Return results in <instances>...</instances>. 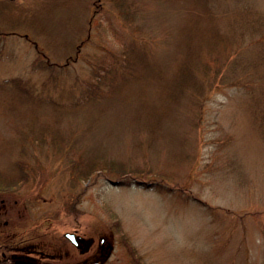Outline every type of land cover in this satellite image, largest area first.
Returning a JSON list of instances; mask_svg holds the SVG:
<instances>
[{"label":"rangeland","instance_id":"374dc122","mask_svg":"<svg viewBox=\"0 0 264 264\" xmlns=\"http://www.w3.org/2000/svg\"><path fill=\"white\" fill-rule=\"evenodd\" d=\"M263 20L264 0H0V177L30 168L0 193L15 241L71 230L75 204L108 264H136L126 243L141 264H264V37L233 36ZM209 46L219 74L183 93Z\"/></svg>","mask_w":264,"mask_h":264},{"label":"flooded vegetation","instance_id":"af4514ba","mask_svg":"<svg viewBox=\"0 0 264 264\" xmlns=\"http://www.w3.org/2000/svg\"><path fill=\"white\" fill-rule=\"evenodd\" d=\"M17 170L19 175L20 168ZM18 175L17 177H19ZM17 177V182H12L15 179L5 174L0 183V193L5 194L8 191L18 189L24 181H20ZM8 201L11 199L0 198V216L4 212L14 210L6 203ZM12 201V207L17 206L16 211H18L20 208L16 204L17 199ZM72 218L75 224L78 214L75 213ZM74 224L71 230H66L61 234H56L53 229L49 228L45 231H39L36 236V238H40L39 240L34 239V241L32 237L35 234H33L31 236L32 241L27 240L24 243H19L15 239L23 231H15L14 226L10 224L7 218L1 220L0 264H108L113 248L112 243L106 242L104 236H100V234L88 235L87 231L81 233ZM67 232L71 234V238L65 235ZM127 249L130 251L134 263L141 264L136 254L128 247Z\"/></svg>","mask_w":264,"mask_h":264},{"label":"trees","instance_id":"16d2710c","mask_svg":"<svg viewBox=\"0 0 264 264\" xmlns=\"http://www.w3.org/2000/svg\"><path fill=\"white\" fill-rule=\"evenodd\" d=\"M261 25H262V28H261ZM233 36H235L236 40L239 42L237 50H239L241 48H245L246 46L241 41L246 39V40H249L251 42L253 39H258V38L260 39V37H264V20L262 21L261 24L253 26L252 28L241 29L238 33L234 34ZM220 45H222V43H220ZM220 47L221 46H219L217 48L213 47V46H209V47L205 48V50H202L201 48H199L197 50V52H194V54L191 56V58H192L191 61H189V63L187 65L182 66L180 68L179 73H182L186 76L182 79V83H181V88L183 89V93H184L185 89H194V90L195 89H202L203 80H198V77L200 74L203 77L206 76L207 79L209 77V74H211V73L213 74L214 77L219 74L218 72H219L220 68L216 67V65H217V63H219L218 58H219L220 52L218 51V49ZM212 63H214V64L212 65ZM221 63H223L222 65H224V61H222ZM226 64H227V62H226ZM194 102H198V101L195 99ZM55 142H56V140H55ZM73 164H76L73 167V169H74V171H76V173L77 172L79 173V175H77V177L81 176L80 178H87L91 174V172L94 170L93 167H88L86 169L81 168V166L84 164L83 160H81V159L75 160L73 162ZM18 168H20L19 171H21V172L18 175L19 177H17V176L16 177L20 181L25 182L29 177L30 168H28V167H17V169ZM105 168H107L109 171L116 172L115 174H117V178L124 175V177L122 179H120V178L118 179L119 183L123 184L125 182L130 181V179H128L129 177H127V176H130L128 174L132 172V171H130V169H127L126 167L122 168L121 166H119V168H116V165L113 163L108 164ZM77 170H79V171H77ZM17 172H18V170L15 172V174H17ZM135 173H137V171H135ZM137 174H139V172ZM143 174L146 175L147 173H142V175ZM16 177L15 176L11 177V178L15 179L12 182H17ZM0 178H1L0 179V183H1L2 182V176ZM138 183L146 185V182H144V181H138ZM0 190H1V188H0ZM70 211L74 214L77 213L78 210L75 208V204L71 205ZM126 245L132 251L130 245L127 243H126Z\"/></svg>","mask_w":264,"mask_h":264},{"label":"water","instance_id":"95a60500","mask_svg":"<svg viewBox=\"0 0 264 264\" xmlns=\"http://www.w3.org/2000/svg\"><path fill=\"white\" fill-rule=\"evenodd\" d=\"M111 184H116L117 181L116 180H108ZM66 236L70 237L71 238V234L70 233H65Z\"/></svg>","mask_w":264,"mask_h":264}]
</instances>
